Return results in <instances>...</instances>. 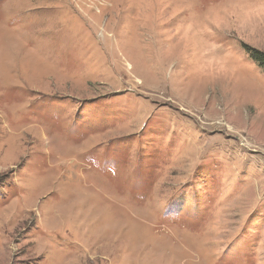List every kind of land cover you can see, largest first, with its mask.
I'll use <instances>...</instances> for the list:
<instances>
[{
	"label": "rangeland",
	"instance_id": "1",
	"mask_svg": "<svg viewBox=\"0 0 264 264\" xmlns=\"http://www.w3.org/2000/svg\"><path fill=\"white\" fill-rule=\"evenodd\" d=\"M264 0H0V264H264Z\"/></svg>",
	"mask_w": 264,
	"mask_h": 264
},
{
	"label": "trees",
	"instance_id": "2",
	"mask_svg": "<svg viewBox=\"0 0 264 264\" xmlns=\"http://www.w3.org/2000/svg\"><path fill=\"white\" fill-rule=\"evenodd\" d=\"M245 48L250 58L264 70V52L250 48L248 46H246Z\"/></svg>",
	"mask_w": 264,
	"mask_h": 264
}]
</instances>
